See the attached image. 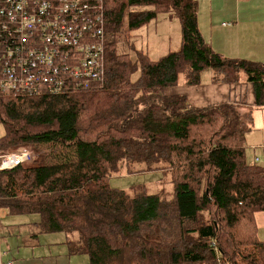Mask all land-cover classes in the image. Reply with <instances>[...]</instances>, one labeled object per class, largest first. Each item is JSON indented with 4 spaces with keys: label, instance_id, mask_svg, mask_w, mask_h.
Returning a JSON list of instances; mask_svg holds the SVG:
<instances>
[{
    "label": "trees",
    "instance_id": "trees-1",
    "mask_svg": "<svg viewBox=\"0 0 264 264\" xmlns=\"http://www.w3.org/2000/svg\"><path fill=\"white\" fill-rule=\"evenodd\" d=\"M104 5L103 86L37 96L0 91V155L33 157L0 171V208L38 214L34 236L65 233L69 254L86 256L84 264H264L255 219L264 211V165L246 155L254 107H196L165 92L182 75L197 85L211 69L216 82L246 75L263 107L264 63L217 53L201 32L197 0ZM170 9L180 19L181 49L153 61L129 34ZM120 35L132 54L118 52ZM158 171L170 190L111 184L117 175Z\"/></svg>",
    "mask_w": 264,
    "mask_h": 264
},
{
    "label": "built area",
    "instance_id": "built-area-1",
    "mask_svg": "<svg viewBox=\"0 0 264 264\" xmlns=\"http://www.w3.org/2000/svg\"><path fill=\"white\" fill-rule=\"evenodd\" d=\"M104 10V0H0V91L37 96L103 86ZM19 152L0 155V171L31 160ZM0 264L14 261L0 256Z\"/></svg>",
    "mask_w": 264,
    "mask_h": 264
},
{
    "label": "crops",
    "instance_id": "crops-1",
    "mask_svg": "<svg viewBox=\"0 0 264 264\" xmlns=\"http://www.w3.org/2000/svg\"><path fill=\"white\" fill-rule=\"evenodd\" d=\"M197 1L201 32L217 53L231 59L264 63V0H207L209 6H205V11L201 10V0ZM130 40L137 50L143 51L153 61L179 51L182 45V27L178 14L174 9L158 14L142 28L132 31ZM209 70L203 71L199 84L187 85L182 81L177 86L167 87L166 94L184 95L196 107L223 102L237 103L244 110L256 107L251 83L244 80L236 84L216 82L213 80L214 71L210 70L213 73L211 76ZM254 115L261 121L260 124L254 121L246 143L255 153L254 161L259 162L261 159L256 156L257 151L259 148L264 149V106L256 108ZM255 219L258 236L264 241V211L256 212ZM68 253L69 251L62 250L52 257L59 260L58 264L63 258H68L69 263L83 264L84 259L79 255Z\"/></svg>",
    "mask_w": 264,
    "mask_h": 264
},
{
    "label": "rangeland",
    "instance_id": "rangeland-1",
    "mask_svg": "<svg viewBox=\"0 0 264 264\" xmlns=\"http://www.w3.org/2000/svg\"><path fill=\"white\" fill-rule=\"evenodd\" d=\"M206 1L207 0H201V10L205 11V6H209ZM118 40V52L123 54H132L130 44H128V41L125 40L122 35L118 37ZM210 70L209 73L212 76L213 73H211ZM244 77V82L248 83L246 80V75H244ZM182 81H185L184 75H182L180 78V82ZM256 108L259 109V107L256 106L254 107V111L256 110ZM255 120L256 123L260 124L261 119H256V116L254 115V121ZM256 123L255 125H257ZM4 132L5 127L0 122V137L4 134ZM257 152L258 155L256 156L261 159L259 162L254 161L253 159V157L255 156L253 149L251 147H247V160L250 162H256L260 165H264V149L259 148ZM31 159H33V157ZM164 177L166 176L161 171L135 173L120 176L117 175L111 179V184L112 186L123 189H128L131 186L142 184L147 186L148 190L151 193H155L160 188H166L168 190L172 188L170 180H166ZM38 219V214L13 215L10 214L7 209L0 208L1 261L5 262L7 260H13L15 264H58L59 260L57 261L52 256H56V254H58V252L61 253L62 250L68 251V247L65 243V233L43 232L40 233L39 236L37 235V237H35L34 234L38 233V231L34 223H36ZM78 257L84 259V261H82V263L84 264L86 256L84 257L82 255H79ZM60 264H75V262L69 263L68 258H63Z\"/></svg>",
    "mask_w": 264,
    "mask_h": 264
}]
</instances>
